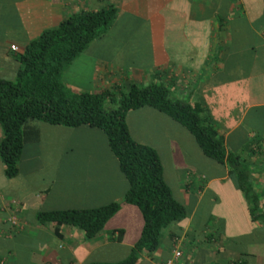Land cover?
Returning <instances> with one entry per match:
<instances>
[{
	"label": "crops",
	"instance_id": "1",
	"mask_svg": "<svg viewBox=\"0 0 264 264\" xmlns=\"http://www.w3.org/2000/svg\"><path fill=\"white\" fill-rule=\"evenodd\" d=\"M11 6L16 16L19 13L28 18L25 25L19 23L18 36L15 33L12 36L3 34L0 28V79H14L19 67L16 55L42 30L81 11L113 6L117 8V17L112 28L102 38H108L118 31L124 32L120 33L116 43L122 42V48L132 45L135 49L129 52L135 51L133 56L142 58L144 62L147 59L151 62L147 69L138 71L137 76L142 79L141 85H147L151 80L162 82L171 87L175 96L189 99L191 103L204 104L217 124L219 133L225 138L239 127L250 106L264 104V92L259 93L261 85L247 92L242 89L244 94L254 95L253 103H249L243 109L244 113L233 118L235 122L228 125L232 109L222 112L223 107H220L219 102L223 89H228V101L236 106L239 104L238 84H242L243 80L264 77V65L260 63H264V26L257 27L254 24L264 10V0H12ZM102 38L94 40L90 45L102 41ZM12 45L17 46L18 51H12ZM252 49L255 50L253 56L250 55L251 65L247 67L242 57ZM88 51L71 65L81 57H94L93 62L97 64L103 61L108 63L109 61L100 60V57L112 54L107 49L104 52L93 50L94 56H89ZM123 52L114 50L113 55L121 58L124 56ZM115 68L117 72H122L121 66ZM68 71L69 69L63 74L66 86L87 92L92 88L95 89L93 92L111 86L115 88L119 78L110 73L109 65L104 68L92 65L85 68L86 75L94 79V83L89 86L88 83L79 84L75 77L67 79ZM223 79L230 81L223 83ZM104 84H107L106 87ZM260 96L263 101H258ZM152 110L160 113L148 107L129 111L126 117L129 131V116L137 111L139 115L151 118ZM160 115L174 127L170 134L172 137L163 135L161 138V135H155L158 138L156 140L144 141L141 138L139 141L136 140L139 133L135 135L132 130L130 134L135 141L156 149L166 183L173 196L190 210V214L182 226L173 223L165 229L157 250L151 254H142L137 264H163L173 250V240H177L181 251L176 264H264V244L261 243V238L244 245L240 241V236L257 227V223H251L240 195L238 203L243 206V211L231 220L236 225L235 228L228 231L222 223L211 220L208 214L202 218L200 207L203 198L208 189L218 186L217 182L220 180L227 179V169L210 162L185 128L166 115ZM249 135L253 136V133ZM1 136L0 130V139ZM39 145L40 142L33 145L36 147L32 151L35 158L39 155ZM24 150L23 148L19 161ZM254 150L256 151V146ZM182 152H186L187 157ZM260 156L251 157L255 163L252 177L256 188L264 190V168H256V163L264 160ZM184 158L189 165H176L166 169V160L173 163L181 161L179 159L185 160ZM199 166L213 172L205 184L200 180V172L205 175L208 173L200 171ZM218 167L222 169L220 172L217 171ZM18 175H21L20 171L15 177L7 178L3 173V166L0 167V264H87L91 261H118L126 257L138 239L143 225L142 215L137 207L125 203L107 221L101 233L89 240L84 238L78 228L64 225L60 227V234H57L53 223H41L37 219L39 212L91 208L110 201H120L127 189L126 180H123L122 191L116 195L114 191L120 178L117 180L108 173L93 175L92 178L83 179L91 184L90 187L71 197L67 196L68 200L61 195L49 197L51 184L44 189L38 187L18 191L14 184ZM11 216H16L17 224L9 221ZM119 216L124 219L109 226L110 221ZM129 223L134 224L133 228L129 229ZM117 230H122V233L119 235ZM112 231L113 237L110 236ZM118 236L120 237L117 239ZM235 236L239 239L234 238Z\"/></svg>",
	"mask_w": 264,
	"mask_h": 264
},
{
	"label": "trees",
	"instance_id": "2",
	"mask_svg": "<svg viewBox=\"0 0 264 264\" xmlns=\"http://www.w3.org/2000/svg\"><path fill=\"white\" fill-rule=\"evenodd\" d=\"M117 13L116 7L107 6L70 15L42 30L16 55L19 62L16 76L12 80L0 79V161L4 175L15 177L25 145L39 143L33 122L100 131L127 182L122 199L91 208L39 212L37 219L41 223H53L57 234L64 225L78 228L88 240L101 233L122 203L133 205L140 211L143 225L126 257L87 264H137L142 254L157 250L165 229L173 223L182 226L190 214L166 183L156 149L135 141L130 134L126 121L129 111L150 107L185 128L206 158L227 169V176L244 200L251 223H257L250 233L241 236L242 245L260 239L253 237L256 229L263 231L260 241L264 242V190L254 185L255 163L251 159L252 155L264 159V104L250 106L254 111L253 122L243 123L246 112L239 125L242 130H235L225 138L204 104L175 96L171 87L162 82L143 86L133 83L126 93L117 87L78 91L63 82L64 72L91 42L108 32ZM254 24L264 26V10ZM254 50L242 57L247 67L251 65L249 59ZM257 99L263 101L262 97ZM250 132H253L251 139ZM234 143H239L237 147L240 146L242 154L237 147L236 151L230 150ZM256 165L264 168V160ZM117 231L119 235L122 233ZM110 234L113 237L114 232Z\"/></svg>",
	"mask_w": 264,
	"mask_h": 264
},
{
	"label": "rangeland",
	"instance_id": "3",
	"mask_svg": "<svg viewBox=\"0 0 264 264\" xmlns=\"http://www.w3.org/2000/svg\"><path fill=\"white\" fill-rule=\"evenodd\" d=\"M11 4L12 0H0V28L2 29L1 31H3V34H10L12 36V34L15 33L14 35L18 36L16 35L19 30L18 25L19 23L21 25H25L28 16L24 14L19 15V13L16 16L15 11L12 10ZM31 9L32 8H30V10ZM6 29L8 30L6 31ZM118 32L112 33V35L108 38H102V41L88 46L81 53L83 54L90 48L87 54H89V56L90 54L94 56L93 50L100 52H104L106 51V49L110 50L112 53L111 55H102V57H100V60L109 61L108 63L103 61L102 63L97 64V62H93L95 61L94 57H81V59H78L76 61L77 63H74L73 65L68 67L69 71L66 75L67 79H72L75 77L78 80L79 84L86 85V83H88V85L90 86L92 85L91 83H94V79L89 75H86L87 73H85V68H88L92 65L94 67L95 65H101V67L104 68L105 66L108 67L109 65L110 73L116 74L115 76L119 77L118 79L115 78L117 79V85H115V87H117L118 90L126 93L131 84L135 83L137 85H141L142 79L137 76V74L139 73L138 71L147 69V66L150 65L151 62L148 59L144 62L142 58L133 56L135 51L129 52L131 49H135L132 45L122 48V42L116 43V39H118L120 33H124L121 31ZM118 45L120 46L118 47ZM114 50L124 51V56H122L121 58H117L116 55H113ZM115 66H121L122 72H117ZM113 70H115L114 73ZM222 81L223 83H226L230 80L223 79ZM244 81L246 80H243L242 84H238L239 96L237 97V101L239 102V104H237L236 106H232L231 103H229V96L227 92L228 89H223V93L219 98L220 107H223L222 112L225 109H232L228 125L232 122H235L233 118H235L236 116H241L242 113H244L243 109H245L249 103H253L254 95L251 93H246V95L244 94L242 89L246 90L247 92V90L250 91L261 85V87L259 88L261 92L259 93L262 94V92H264V77L259 78L258 80L256 78H253L249 79L246 82ZM150 82L157 83L158 81L151 80ZM106 85L107 84H104V87H106ZM113 87L111 86L110 89ZM77 90L83 91L82 89ZM94 90L95 89L92 88L91 90H88V92H93ZM246 112L247 117L243 119V123L253 122L252 117L254 118V111H252V108L248 109ZM139 114L140 113H137V111H135V113L129 116V121L131 123L130 131L132 132L133 130L135 135H137V133L140 134V136H138L136 140L140 141L141 138L144 141H147V139L156 140L158 138L155 135H161L162 138L163 135L171 136L170 134L173 133L174 127L170 126L169 121H167V119H164V117H162L160 113H156L154 110H152V112L150 113L151 118H149L148 116H146L145 118ZM32 125L36 128L39 137V155L37 158H35L32 154V151L36 148L33 145H37V143L26 144V146L24 147L25 150L23 153V157L18 162V169L21 175H18L16 181L14 182L15 189H17L18 191H24L26 189L32 190V188L37 189L38 187L44 189L51 184L49 197L61 195L66 196L67 198V196L71 197L73 196V194L83 192L84 189L90 187L91 184H87V182H84L83 179L92 178L93 175L100 176L108 173L109 175H114L117 180L120 178L119 185L116 186L114 193H116L117 195L122 191V185L124 184L123 180L125 179L123 178L119 170L116 158L109 150L106 139L100 131L91 129L89 127L70 128L62 126H52L41 122H33ZM235 130L237 132L242 129L241 127H237L234 129V131ZM173 135H176V133H174ZM249 139H251V137H249ZM232 140H234L233 137ZM238 144L234 143V147L229 146V148L232 151L237 150L238 153L240 152L242 154V150L240 151V146L237 147ZM234 148H236V150ZM184 153L187 157V153ZM184 153L182 152L183 156L185 157ZM184 159L185 160L179 159L181 161L173 163H169V160H166L165 167L166 169H170V167H174L176 165H189V162L186 161L187 159ZM210 162L212 161L210 160ZM2 166L3 165H1L0 161V167L2 168ZM56 169H58L59 171H57ZM199 169L202 172L208 173L207 175H205L200 172V180L203 182V184H205L206 181L211 178L213 172H209V170H207L203 166H199ZM221 170L222 169H219V167L217 168L218 172H220ZM55 172L57 173L55 174ZM79 172H81L82 175H74V173ZM217 183L218 186H212L210 189H208L206 197L203 198L200 211L202 213V218H205L208 214L211 220L216 221L217 223H222L223 226H226V229L229 231L230 229L236 227L235 224L231 223V220H234L243 211V206L238 203V196L240 195V192L237 189L234 181L228 176L227 179L220 180ZM67 199L70 200L69 198ZM67 202L68 201H66V203ZM122 219H124V217L122 218V216H119L114 220L112 219L113 221H110L111 223L109 224V226L118 224L122 221ZM226 222L229 223L226 225ZM133 225V223H129V229L133 228ZM238 230L241 229L238 228ZM262 235L263 231L260 229H256L253 233V237L255 238H261ZM238 236H235L234 238H241V236L237 238ZM261 243L264 244L263 241Z\"/></svg>",
	"mask_w": 264,
	"mask_h": 264
},
{
	"label": "built area",
	"instance_id": "4",
	"mask_svg": "<svg viewBox=\"0 0 264 264\" xmlns=\"http://www.w3.org/2000/svg\"><path fill=\"white\" fill-rule=\"evenodd\" d=\"M11 50L12 51H18V47L15 45H12ZM9 221L14 225L17 224L16 216H11ZM180 256H181V251L178 248L177 240H173V250H172L170 256L164 261L163 264H176L177 261L179 260Z\"/></svg>",
	"mask_w": 264,
	"mask_h": 264
}]
</instances>
